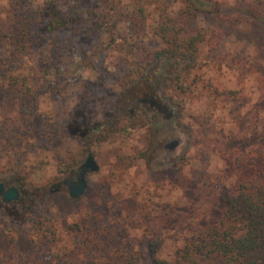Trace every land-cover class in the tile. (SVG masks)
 <instances>
[{
    "label": "rangeland",
    "instance_id": "obj_1",
    "mask_svg": "<svg viewBox=\"0 0 264 264\" xmlns=\"http://www.w3.org/2000/svg\"><path fill=\"white\" fill-rule=\"evenodd\" d=\"M47 1L0 0V67L8 52L4 35L10 4L19 3L26 13ZM113 2L126 18L117 25L119 35L153 50L163 47L160 9L166 6L170 15L178 16L185 8V0L100 2L96 11L105 28L79 48L54 59V43L47 40L28 53L21 73L39 76L32 85L39 93L36 114L0 92V183L17 181L26 193L22 205L13 202L7 210L0 200L2 264H57L59 255L83 259L93 247H101L102 256L107 228L116 231V241L142 264L172 262L192 231L219 215L223 195L243 175L214 145L264 161V0H211L209 15L199 16L198 22L216 32L215 48L200 44L186 92L168 81L160 94L127 85L136 77V57L120 40L109 48V26L116 21ZM74 3L63 1L59 9L69 11ZM142 6L145 22L139 30L132 18ZM90 19L89 11H83L79 22ZM42 61H55L47 77ZM102 68L120 80L110 76L103 81ZM8 83L0 78L3 89ZM84 97L95 102L88 110L80 107ZM150 98L167 111L152 108L146 102ZM72 118L70 135L60 138L59 129ZM204 121L211 127L208 138L200 126ZM104 123V141L88 143V133ZM172 137L182 142L167 154L161 144ZM88 153L100 169L88 175L85 194L72 199L65 187L56 190ZM49 228L56 234L54 243Z\"/></svg>",
    "mask_w": 264,
    "mask_h": 264
},
{
    "label": "trees",
    "instance_id": "obj_2",
    "mask_svg": "<svg viewBox=\"0 0 264 264\" xmlns=\"http://www.w3.org/2000/svg\"><path fill=\"white\" fill-rule=\"evenodd\" d=\"M63 1L69 0H48L44 5L30 6L26 13L20 10L19 3L10 4L9 28L7 35H4L7 38L8 52L0 67V78L8 79L9 83L4 89L0 87V92L20 100L23 107L33 114L38 112L39 93L32 85L39 76L21 73L27 67L28 53L47 40L54 43V59L63 57L69 50L79 48L94 32L105 28V23L98 19L96 9L100 7V2L102 5L103 2L112 0H73L75 3L69 11L62 12L59 4ZM210 1L185 0V8L178 16L170 15L166 6L160 9L158 35L163 47L158 50H153L142 42H131L124 34L119 35L117 25L126 18L116 3H112V9H109L116 21L109 26L112 34L109 48L116 46L120 40L136 57V77L127 84L131 89L137 86L145 92L148 90L149 93L160 94L165 91L168 81H171L178 89L186 92L187 75L197 66L200 44H209L214 49V41L218 37L215 31L201 27L198 22L199 16L209 15V10L213 8ZM140 8L142 9L132 18V23L139 30L145 22L142 14L144 7ZM83 11H89L91 17L86 24L79 22ZM43 63L46 67L44 76L47 77L55 61H42ZM130 74L133 76V72ZM110 76L120 80L117 74L102 68L103 81ZM86 88L90 89L89 84ZM89 94H92L91 91ZM94 103L89 97H84L80 107L88 110ZM72 123L73 118L70 125L66 124L59 129L60 138L70 135ZM106 126L108 124L104 123L90 131L91 134L88 133L86 137L87 142L104 141L101 131ZM200 126L203 137L208 138L211 134L209 122H201ZM214 148L233 169L241 170L243 175L223 195L219 215L205 226L194 229L172 262L155 261L153 264H264V161L256 160L238 149L226 151L224 144L216 143ZM10 205L1 203L4 210ZM38 226V231L43 232V223ZM47 230L50 241L54 243L55 232L50 228ZM103 232L108 238L102 249V256L101 247H93L87 249L88 256L83 259L69 258L68 254L59 255L57 264H142L138 256L116 241V231L113 228H107ZM99 233L101 234V229ZM51 244L46 247L49 253Z\"/></svg>",
    "mask_w": 264,
    "mask_h": 264
},
{
    "label": "water",
    "instance_id": "obj_3",
    "mask_svg": "<svg viewBox=\"0 0 264 264\" xmlns=\"http://www.w3.org/2000/svg\"><path fill=\"white\" fill-rule=\"evenodd\" d=\"M148 103L150 104L152 108L157 109L159 112L167 111V107L162 105L158 100L154 98L149 99ZM181 142H182L181 137H176V138L172 137L171 140L164 141L161 144V147L167 152V154H170L171 152L175 151V149L181 144ZM176 160H177V157L171 159L170 163H175ZM82 168H83V172L81 173V178L79 179L78 182L74 183V185L72 186V191L70 195L72 199H78L85 194V191L88 188V182L85 179L87 172L97 173L99 172V169H100L98 163L95 160V157L92 154L88 156ZM3 187H4V183H0V193ZM19 200H22V197L20 196V194L17 192L15 188L9 189L6 193L2 195V201L6 204H10L14 201H19Z\"/></svg>",
    "mask_w": 264,
    "mask_h": 264
},
{
    "label": "flooded vegetation",
    "instance_id": "obj_4",
    "mask_svg": "<svg viewBox=\"0 0 264 264\" xmlns=\"http://www.w3.org/2000/svg\"><path fill=\"white\" fill-rule=\"evenodd\" d=\"M151 99V98H150ZM149 99L146 100V102H148ZM96 129V128H95ZM91 153H88L86 155V160L88 158V156L90 155ZM94 156V155H93ZM85 160V162H86ZM96 160V159H95ZM84 162V163H85ZM81 164L80 166L70 170L69 174L61 181H59V183L57 185H55V189L56 190H60L62 189L63 187H65L67 189V192L69 194V196L71 195V191H72V186L74 185V183L78 182L79 179L81 178V173L83 172V168L82 166L84 165ZM91 173L90 172H87L86 176H85V179L87 180L88 182V175H90ZM19 182L16 181V183H12L10 185H7L6 183H4V187L3 189L1 190V193H0V200H1V203H4L2 201V195L4 193H6L9 189L11 188H15L17 190V192L20 194V196L22 197V200H19L18 202H23L24 200V197L26 195V193L24 192L23 188H22V184H18ZM23 193V194H22ZM71 197V196H70ZM14 202H17V201H14ZM13 203V202H12ZM11 204V203H10Z\"/></svg>",
    "mask_w": 264,
    "mask_h": 264
}]
</instances>
